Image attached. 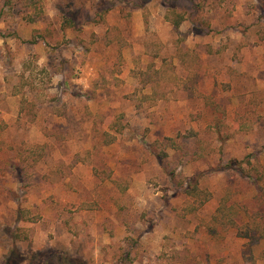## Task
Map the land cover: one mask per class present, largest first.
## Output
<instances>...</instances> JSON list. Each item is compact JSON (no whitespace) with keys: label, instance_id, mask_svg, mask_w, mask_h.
Returning a JSON list of instances; mask_svg holds the SVG:
<instances>
[{"label":"rangeland","instance_id":"obj_1","mask_svg":"<svg viewBox=\"0 0 264 264\" xmlns=\"http://www.w3.org/2000/svg\"><path fill=\"white\" fill-rule=\"evenodd\" d=\"M38 7L0 0V264H264V237L212 221L224 196L264 217L221 169L264 168V0Z\"/></svg>","mask_w":264,"mask_h":264},{"label":"trees","instance_id":"obj_2","mask_svg":"<svg viewBox=\"0 0 264 264\" xmlns=\"http://www.w3.org/2000/svg\"><path fill=\"white\" fill-rule=\"evenodd\" d=\"M39 2L40 0H28L29 5L33 7L36 14L41 12V8L38 7ZM164 17L174 27H178L187 18V16H185V12L177 10V8L172 5L166 9ZM64 21L65 23H69L71 19L66 18V20ZM23 67H25V71L32 69L28 61L23 62ZM103 135L106 137H110L108 141H112L113 136H111L108 131ZM255 158H257V152L255 153ZM250 163V160L247 158L240 160L230 159L225 165L221 166V169H233L237 171L241 176L248 177L249 180L256 185L258 191L255 200H257L258 204H264V168L260 170L259 168L252 169L253 166H250ZM246 166L249 167L246 168ZM181 192L185 196V198L191 200V202L186 205L187 208H185L187 209L188 213L198 210L211 197V193L209 192V190L199 186L198 177L193 181L188 180L187 182H183L181 184ZM228 198L229 197L227 196L221 198L215 212L212 215L214 227H216V225L222 228L236 227L238 229V233L242 234L243 236L251 237L254 233H259L258 236L260 238L264 237L263 215L261 214V220H258L257 216H255V213H250L249 210L245 209V221L238 225V220H241L239 215V212L241 210V208H239L240 205L236 202L230 203ZM20 213L25 219L30 221H36L39 217L37 215H28L26 209H21Z\"/></svg>","mask_w":264,"mask_h":264}]
</instances>
